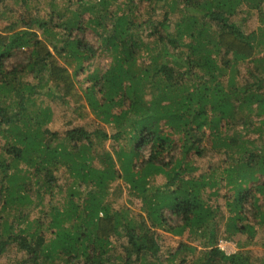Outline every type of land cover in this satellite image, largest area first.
I'll use <instances>...</instances> for the list:
<instances>
[{"label":"trees","instance_id":"obj_1","mask_svg":"<svg viewBox=\"0 0 264 264\" xmlns=\"http://www.w3.org/2000/svg\"><path fill=\"white\" fill-rule=\"evenodd\" d=\"M137 1L161 18L133 0H0V258L264 264L244 248H264V0ZM42 95L94 118L51 130ZM162 232L187 238L168 263Z\"/></svg>","mask_w":264,"mask_h":264},{"label":"rangeland","instance_id":"obj_2","mask_svg":"<svg viewBox=\"0 0 264 264\" xmlns=\"http://www.w3.org/2000/svg\"><path fill=\"white\" fill-rule=\"evenodd\" d=\"M123 2H125V0H116V2L114 3V7H116V5H119L120 3V8L118 9H121L123 7L122 6ZM133 2L135 3V6L139 9V14L141 18H143V20L144 18H147L148 16H153V18L157 17L158 19L161 18V13H162L161 8L157 9V15L151 14V12H147V10L150 9V6H152L151 2L150 4H148L147 2L142 3L137 0L135 1L133 0ZM43 12L44 11H41L40 13L42 14ZM246 23L247 24L245 25V30L247 32L257 27L258 21H257L256 15L253 14L251 16H248ZM4 24L5 23H1L0 30L4 27L3 26ZM147 29H148L147 26H145V28L143 29V34L145 36H148L147 33L149 32V30L147 31ZM56 56L60 64H63L64 66H66L69 69V71L74 72L75 65H76L75 61H69V60L63 61L59 55H56ZM109 61H110V57L105 56V55H101V56L97 55V57H95L91 62H88V61L83 62L81 66L82 68H84V72L78 73L76 80L78 82H81L82 86L84 87L87 86L88 84H90V80L86 77L89 74H91L93 71H95L96 69H98L99 72H103L108 67ZM77 86H80V85H77ZM38 101H42L45 105H48L50 107V110L52 111V119L50 123L47 125V127L51 130H58L59 132H62L68 128H71L77 125H83L87 123V121L89 122V119L94 118V115L90 112V110L88 111L86 108H82L81 116L78 118L77 114L75 115L73 113L72 108H69L66 104L61 103L59 101H54V100L49 99L48 97H44V95L40 96L39 99H37V102ZM107 130L110 131L109 128H107ZM110 147H111V140H108L106 141V148H110ZM207 159L209 160V162H211L210 164L218 163L217 158L207 157ZM206 161H207L206 159L198 160V163L200 164L203 163L201 166L202 170L207 166ZM67 179L69 178H66V173H65V175H61V178L59 180V183H62L63 191L66 188L65 183ZM60 191H59L57 200L59 199L63 200L64 192L60 193ZM218 200H220V202H223V199L221 197H219ZM135 210L140 211L139 208H136ZM38 214L41 215L40 213ZM263 238H264V234H263ZM186 239H187L186 237H177V236H173L171 234L164 233V232L161 233V239H160L161 255L163 257V260L166 263H168L166 259V253L172 252L182 240H186ZM243 239H244V236L241 237V240ZM227 242H228V245L223 246L224 251L227 253L234 252L236 250L235 242H232V241H227ZM244 248L251 249L253 253L254 252L258 253L261 250L264 251V248L262 246H259V244H246ZM11 250L14 251V249H11ZM0 264H11V262L8 259V257L4 255L2 258H0Z\"/></svg>","mask_w":264,"mask_h":264},{"label":"built area","instance_id":"obj_3","mask_svg":"<svg viewBox=\"0 0 264 264\" xmlns=\"http://www.w3.org/2000/svg\"><path fill=\"white\" fill-rule=\"evenodd\" d=\"M225 245L227 246L228 242L225 240H220V243H219L220 248L224 250L223 246H225Z\"/></svg>","mask_w":264,"mask_h":264},{"label":"clouds","instance_id":"obj_4","mask_svg":"<svg viewBox=\"0 0 264 264\" xmlns=\"http://www.w3.org/2000/svg\"><path fill=\"white\" fill-rule=\"evenodd\" d=\"M226 241V240H225ZM220 243V242H219ZM227 253V252H226Z\"/></svg>","mask_w":264,"mask_h":264}]
</instances>
